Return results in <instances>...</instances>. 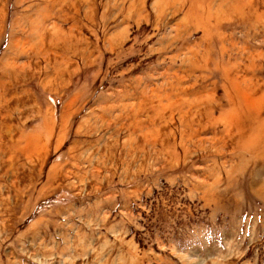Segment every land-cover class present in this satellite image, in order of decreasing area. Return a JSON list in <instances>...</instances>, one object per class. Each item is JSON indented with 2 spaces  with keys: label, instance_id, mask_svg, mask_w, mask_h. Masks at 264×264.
I'll list each match as a JSON object with an SVG mask.
<instances>
[{
  "label": "rangeland",
  "instance_id": "374dc122",
  "mask_svg": "<svg viewBox=\"0 0 264 264\" xmlns=\"http://www.w3.org/2000/svg\"><path fill=\"white\" fill-rule=\"evenodd\" d=\"M0 264H264V0H0Z\"/></svg>",
  "mask_w": 264,
  "mask_h": 264
}]
</instances>
